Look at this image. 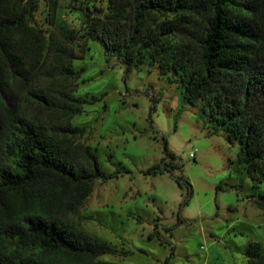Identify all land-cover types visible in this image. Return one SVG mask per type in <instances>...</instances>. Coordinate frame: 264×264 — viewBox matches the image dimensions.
<instances>
[{"label": "trees", "instance_id": "trees-1", "mask_svg": "<svg viewBox=\"0 0 264 264\" xmlns=\"http://www.w3.org/2000/svg\"><path fill=\"white\" fill-rule=\"evenodd\" d=\"M45 1L53 9L58 0ZM37 6L0 0V264H121L97 260L120 251L66 218L96 180L116 176L71 140L84 130L72 119L99 100L76 94L83 69L74 63L89 42L125 72L147 67L175 82L184 103L237 144L264 207V0H106L97 15L84 14L83 27H36ZM173 168L161 162L143 174L172 176ZM243 255L264 264L257 242Z\"/></svg>", "mask_w": 264, "mask_h": 264}, {"label": "rangeland", "instance_id": "rangeland-1", "mask_svg": "<svg viewBox=\"0 0 264 264\" xmlns=\"http://www.w3.org/2000/svg\"><path fill=\"white\" fill-rule=\"evenodd\" d=\"M106 0H38L36 27H83ZM83 69L76 94L98 101L85 105L71 123L84 130L71 138L97 155L101 170L115 177L94 182L84 205L67 220L120 253L97 260L121 264H247L250 242L264 254V207L256 203L237 161V144L215 133L199 106L183 101L175 82L156 69L125 72L100 44L78 53ZM163 139L176 159L163 153ZM171 163L173 177L144 175ZM175 164L178 166L175 167ZM258 200V199H257ZM153 231L165 240L161 244ZM152 237L151 239L149 237ZM172 253V255H170Z\"/></svg>", "mask_w": 264, "mask_h": 264}]
</instances>
